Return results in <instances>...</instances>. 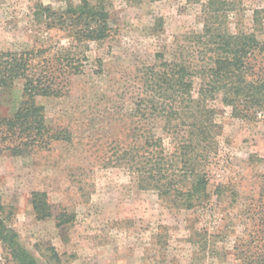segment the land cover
Masks as SVG:
<instances>
[{
  "label": "rangeland",
  "instance_id": "obj_1",
  "mask_svg": "<svg viewBox=\"0 0 264 264\" xmlns=\"http://www.w3.org/2000/svg\"><path fill=\"white\" fill-rule=\"evenodd\" d=\"M37 1L65 5L64 0H0V49L68 44L55 29L35 22ZM90 1L108 10L113 34L89 43L85 73L71 77L64 97L36 98L49 124L67 127L72 142L21 155H12L0 142V203L18 242L41 264L40 246H53L63 264H242L234 245L249 227L241 220L250 203L243 197L257 191L264 174L263 122L234 117L216 96L212 105L222 131L218 153L207 167L211 201L192 208L163 201L156 190L140 188L124 166L106 162L110 140H124L126 114L136 107L144 67L160 68L161 59L171 60L177 40L187 44L184 32L201 29L200 3ZM227 1L230 29H253L264 42V0ZM21 93V82L1 93L0 116L16 110ZM151 125L165 151H172L162 120ZM219 184L227 189L217 201ZM35 191L46 193L51 217H36L30 201ZM0 264H14L1 242Z\"/></svg>",
  "mask_w": 264,
  "mask_h": 264
},
{
  "label": "trees",
  "instance_id": "obj_2",
  "mask_svg": "<svg viewBox=\"0 0 264 264\" xmlns=\"http://www.w3.org/2000/svg\"><path fill=\"white\" fill-rule=\"evenodd\" d=\"M185 1L200 3L202 27L184 32L187 44L177 40L171 60L161 59L160 68L144 67L136 107L126 114L130 120L124 140H110L106 162L124 166L140 188L154 189L163 201L188 209L211 201L207 167L218 153L222 131L212 105L216 96L234 117L264 123V42L253 29H230L229 1ZM64 2L56 8L37 1L33 16L36 23L55 29L68 40L66 46L0 49V95L18 82L22 85L16 110L0 116V142L12 155L43 150L53 142H72L67 127L49 124L44 106L36 98L64 97L71 77L85 73L89 43L103 42L113 34L103 4ZM253 21H258L255 15ZM156 118L162 120L165 134L172 136L168 153L163 138L152 132ZM259 178L257 191L243 197L250 203L241 220L249 227L234 245V255L242 264H264V174ZM225 188L215 187L217 201ZM232 196V202L236 201L237 193ZM30 201L37 218L52 216L45 192H32ZM64 222L60 215L58 224ZM0 242L14 264H41L18 242L1 203ZM38 250L44 264H63L53 246Z\"/></svg>",
  "mask_w": 264,
  "mask_h": 264
}]
</instances>
